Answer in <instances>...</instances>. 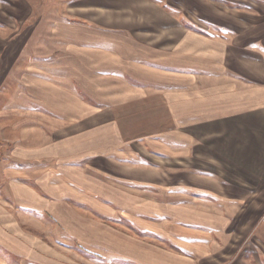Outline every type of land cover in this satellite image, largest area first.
Masks as SVG:
<instances>
[{
	"label": "crops",
	"instance_id": "1",
	"mask_svg": "<svg viewBox=\"0 0 264 264\" xmlns=\"http://www.w3.org/2000/svg\"><path fill=\"white\" fill-rule=\"evenodd\" d=\"M61 2L0 37V264H264V21Z\"/></svg>",
	"mask_w": 264,
	"mask_h": 264
},
{
	"label": "rangeland",
	"instance_id": "2",
	"mask_svg": "<svg viewBox=\"0 0 264 264\" xmlns=\"http://www.w3.org/2000/svg\"><path fill=\"white\" fill-rule=\"evenodd\" d=\"M217 8H219L220 16L223 17L227 15L230 20L234 22L242 23L244 22H263L264 21V0H211ZM227 2V3H225ZM26 3L27 6L37 7L41 5L47 6H63L61 0H0V37L3 35H8L15 33H22V27L25 28L26 24L22 26L18 20L26 14ZM38 7V8H39ZM30 9V8H29ZM34 14L31 19L34 18ZM256 16V17H253ZM10 23L11 25H9ZM255 23V24H257ZM251 24V37L258 34L257 29ZM264 27V25H263ZM259 28V27H258ZM253 40V38H252ZM150 242L156 243L158 245H163L164 242L161 238H158V235H155L154 238L149 239ZM167 247V246H166ZM76 264H88L83 262L81 259L76 257Z\"/></svg>",
	"mask_w": 264,
	"mask_h": 264
}]
</instances>
